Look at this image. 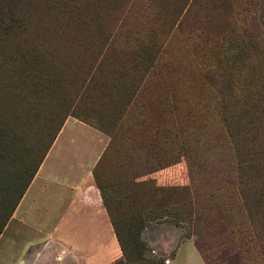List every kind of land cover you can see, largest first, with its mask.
<instances>
[{"label":"rangeland","instance_id":"1","mask_svg":"<svg viewBox=\"0 0 264 264\" xmlns=\"http://www.w3.org/2000/svg\"><path fill=\"white\" fill-rule=\"evenodd\" d=\"M250 88L264 0H0V264L63 259L12 220L44 149L38 170L104 159L108 220L139 233L105 264H264V119L227 113Z\"/></svg>","mask_w":264,"mask_h":264},{"label":"crops","instance_id":"2","mask_svg":"<svg viewBox=\"0 0 264 264\" xmlns=\"http://www.w3.org/2000/svg\"><path fill=\"white\" fill-rule=\"evenodd\" d=\"M94 163L59 172L51 164L42 166L12 214L13 221L41 235L48 261L61 255V264H105L106 242L108 250L114 245V231L92 174ZM26 244L17 264H38L36 241Z\"/></svg>","mask_w":264,"mask_h":264},{"label":"trees","instance_id":"3","mask_svg":"<svg viewBox=\"0 0 264 264\" xmlns=\"http://www.w3.org/2000/svg\"><path fill=\"white\" fill-rule=\"evenodd\" d=\"M251 90L248 92V105L244 106V107H239V108H232L231 110H228L227 113H236L238 114L243 122V126L245 128L246 131H249V136L251 137H256L260 136L259 131L255 128L254 130H252V126H259L261 121H263L264 119V92H261L262 89L260 88V90H258V88H250ZM229 117V115L225 116ZM250 127V128H249ZM260 128V127H259ZM254 141V140H253ZM45 150V149H44ZM44 150L41 153V156L38 160V163L36 164V166L32 169V171L29 174V177L27 179V182L24 185V188L22 189L18 201L15 204L12 213L14 212L16 206L18 205L20 199L22 198L24 192L26 191L28 185L30 184V182L32 181V179L34 178V176L37 173V170L39 168V165L42 162V159L44 157L43 153ZM258 150H261V148L258 146ZM45 154V153H44ZM252 162H249L248 165H252ZM106 168V164L104 159L102 158V161H99L98 164L96 165L95 168H93L94 170H92V174H93V178L95 181V185L98 188V190L100 191L101 194V198L104 204V207L106 209V211L109 213V202L106 198L105 195V178L102 175V173H104V169ZM11 213V214H12ZM112 225H113V229H114V233L116 235V238L120 244L121 250L123 252L124 257L126 258V260L129 258V256L131 255L134 245L139 243V233L137 232V238L136 236H134L132 234L133 231L131 229H128L130 234H127L126 236H123V232L119 231L116 221L112 219Z\"/></svg>","mask_w":264,"mask_h":264}]
</instances>
